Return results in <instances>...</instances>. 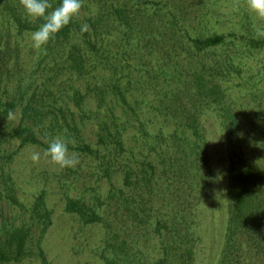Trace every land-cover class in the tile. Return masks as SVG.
<instances>
[{"label":"trees","instance_id":"trees-1","mask_svg":"<svg viewBox=\"0 0 264 264\" xmlns=\"http://www.w3.org/2000/svg\"><path fill=\"white\" fill-rule=\"evenodd\" d=\"M50 3L55 8L61 0ZM149 4L159 5L157 16L162 4L168 7L166 0H84L79 15L44 46L45 54L28 42L43 20L27 17L19 0H0V167L26 146L44 150L60 137L69 152L84 158L82 167L86 160L93 164L83 183L81 167L66 168L72 179L63 183L70 181L76 196L66 191L65 210L86 224H105L108 253L103 250L102 264H197L203 236L198 212L217 183L203 119L207 106L222 117L227 145L228 219L216 264H264V121L259 118L264 102L243 132L238 112L225 102L226 90L214 78L241 68L239 47L253 52L264 47V38L251 30L241 38L217 32L190 36L192 21L181 7L176 8L180 17L166 11L168 19L161 22L151 19ZM208 12L194 17L207 24L214 16ZM186 19L191 22L183 28L195 51L229 41L236 49L214 66L215 75L195 73L198 91L189 97L191 107L179 105L180 92L167 91L168 79L147 83L143 73L162 25ZM85 23L88 31L81 32ZM143 79L166 92L147 104L151 93L134 89ZM9 110L14 120H7ZM14 141L18 148L10 150ZM104 177L109 186L103 192ZM9 178L6 190L15 199ZM47 199L44 189L35 196L27 223L2 224L0 264L21 263L32 246L40 264H51L42 246L53 224Z\"/></svg>","mask_w":264,"mask_h":264},{"label":"rangeland","instance_id":"rangeland-1","mask_svg":"<svg viewBox=\"0 0 264 264\" xmlns=\"http://www.w3.org/2000/svg\"><path fill=\"white\" fill-rule=\"evenodd\" d=\"M167 6H160L158 16L155 14L156 7L154 4L147 5L148 11L152 14L153 21L161 22L168 19L166 11L177 14L180 13L176 8L181 7L182 16H187L192 21L190 27V36H203L210 33H236L241 38V33L254 32L255 21L247 11L244 0H166ZM238 5V6H237ZM208 10L214 13L209 23L200 24L195 16L199 14H208ZM184 12H187L186 15ZM191 15V16H190ZM192 17V18H191ZM190 20H182L180 25L170 24L162 25L160 38L158 43L155 42L153 54L149 55L151 63L147 64L143 73L147 76V83L151 80L162 83L166 79L169 81L166 85L169 92H180L178 102L187 103L191 107V99L189 98L198 91L194 83L196 72L209 74L210 71L215 75V65L226 58L227 54L233 53L236 49L232 47L231 42L209 48L204 51H195L189 41V37L183 28V25L190 23ZM180 27V28H179ZM187 30V29H186ZM31 38H28V42ZM241 59V68L232 71L225 78H214L218 81L222 88L226 90L225 102L229 103L233 109L238 112L242 122L241 130L245 132L248 124L255 118L256 113H260V103L264 102V47L255 49L253 52L239 47ZM142 56L146 58L143 53ZM155 76L156 79H153ZM206 79V76H205ZM207 81V79H206ZM208 82V81H207ZM166 83V82H165ZM209 83V82H208ZM153 82L151 83V85ZM136 93H151L148 102H156L159 99L156 95L158 92H166L164 88L155 89L143 83L137 85ZM171 92V95H173ZM180 107V106H179ZM177 107L179 110L180 108ZM256 108V110H254ZM205 106L203 119L209 127V147L210 153L214 160V179L216 184L211 189V195L201 204L198 212L199 224L201 226L202 246L197 254V264H216L218 255L224 243V233L227 223V207L225 204V168H226V152L227 145L223 138L221 123L223 121L217 111L208 110ZM260 119L264 121V116L260 115ZM10 150H16L19 142L14 141L9 144ZM33 151L43 149L37 145H28L20 149L11 161L5 164L4 169L0 167V229L3 223L8 225L21 226L29 220L28 209L32 206L35 196L45 190L47 192V202L53 210V224L46 234L42 246L50 260L51 264H102L101 254L108 253L104 238L107 236L105 224L94 223L86 224L82 222L77 215L65 210V193L72 191L76 196V188L71 185V189L67 186L70 181L63 183L71 177L70 173L59 166L51 164L47 158L41 155L38 164H33L29 159ZM73 153V152H70ZM75 153V152H74ZM78 155L79 161L83 162L84 158ZM81 172L84 173L80 183L88 181L91 175L88 172L93 167L89 160L85 161ZM5 172V176L1 172ZM86 172V173H85ZM15 182V199L11 198L6 190V185L12 181ZM70 176V177H69ZM6 179V180H5ZM72 179V178H70ZM95 182V181H94ZM108 181L103 178L101 189L104 192L108 187ZM159 206V204H156ZM111 219L112 215L107 214ZM37 233V232H34ZM35 235V234H34ZM32 251L25 259L18 264H40L39 257L35 254V246L30 248ZM145 249V248H143ZM144 261L148 259V254L143 253Z\"/></svg>","mask_w":264,"mask_h":264},{"label":"clouds","instance_id":"clouds-1","mask_svg":"<svg viewBox=\"0 0 264 264\" xmlns=\"http://www.w3.org/2000/svg\"><path fill=\"white\" fill-rule=\"evenodd\" d=\"M84 0H61V3L53 8L50 0H19L20 6L23 8L25 15L31 19H42L43 23L31 33L32 47L46 54L45 45L50 39L67 26L73 17L79 15ZM247 11L254 17V32L256 38H264V0H244ZM238 6V5H237ZM49 9H52L49 11ZM89 25L83 24L81 32L88 31ZM15 114L9 110L7 120H14ZM41 155L48 161L59 166L60 169L75 168L79 164V158L76 153H70L68 144L60 137H54L48 143V147L40 151H33L29 159L33 164H38Z\"/></svg>","mask_w":264,"mask_h":264}]
</instances>
